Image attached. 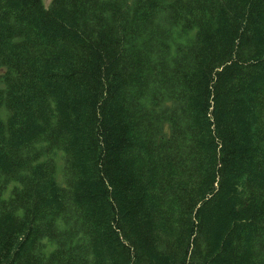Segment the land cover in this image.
<instances>
[{
    "label": "trees",
    "instance_id": "trees-1",
    "mask_svg": "<svg viewBox=\"0 0 264 264\" xmlns=\"http://www.w3.org/2000/svg\"><path fill=\"white\" fill-rule=\"evenodd\" d=\"M0 68V264H264V0H0Z\"/></svg>",
    "mask_w": 264,
    "mask_h": 264
},
{
    "label": "rangeland",
    "instance_id": "rangeland-1",
    "mask_svg": "<svg viewBox=\"0 0 264 264\" xmlns=\"http://www.w3.org/2000/svg\"><path fill=\"white\" fill-rule=\"evenodd\" d=\"M44 2H45V4H46V6H48V5L50 4L51 0H44ZM3 71H4V70L0 68V74H1ZM10 189H11V186H10V188L6 191V193H5V197L8 196V193H9Z\"/></svg>",
    "mask_w": 264,
    "mask_h": 264
}]
</instances>
